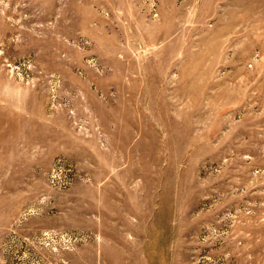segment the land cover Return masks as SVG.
Wrapping results in <instances>:
<instances>
[{
    "label": "rangeland",
    "instance_id": "1",
    "mask_svg": "<svg viewBox=\"0 0 264 264\" xmlns=\"http://www.w3.org/2000/svg\"><path fill=\"white\" fill-rule=\"evenodd\" d=\"M0 264H264V0H0Z\"/></svg>",
    "mask_w": 264,
    "mask_h": 264
}]
</instances>
